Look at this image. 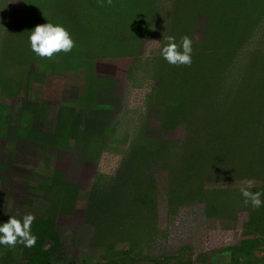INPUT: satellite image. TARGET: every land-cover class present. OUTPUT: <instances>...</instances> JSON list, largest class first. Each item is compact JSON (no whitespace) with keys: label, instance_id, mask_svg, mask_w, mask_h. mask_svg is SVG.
<instances>
[{"label":"rangeland","instance_id":"obj_1","mask_svg":"<svg viewBox=\"0 0 264 264\" xmlns=\"http://www.w3.org/2000/svg\"><path fill=\"white\" fill-rule=\"evenodd\" d=\"M4 5L0 53L51 72L34 121L63 135H38L57 149L31 151V167L1 164L0 223L53 219L52 264H232L228 248L244 240L255 246L234 264H264V206L240 194L244 179L264 191V0ZM47 22L68 30L70 52L31 51L30 30ZM168 36L192 40L191 65L157 54ZM64 181L71 214L52 190ZM19 244L0 245V264H27Z\"/></svg>","mask_w":264,"mask_h":264},{"label":"crops","instance_id":"obj_2","mask_svg":"<svg viewBox=\"0 0 264 264\" xmlns=\"http://www.w3.org/2000/svg\"><path fill=\"white\" fill-rule=\"evenodd\" d=\"M11 60L21 63L5 68V65H9L6 61ZM24 60L28 61L19 54L8 51L0 53V62H3V65L0 64V151L12 155L10 157L14 163L11 165L13 168L20 164L31 167L30 152L35 149L56 150L57 147L45 141L57 137L59 130L56 122L53 127L50 121L44 122L39 129L38 123L34 121L40 100L38 92L42 91L44 78L51 72L46 68H27L28 64L22 63ZM38 135L43 136L41 140L47 139L44 142H36ZM61 135L63 134L60 132ZM0 158L4 160L1 154ZM20 170L31 174L30 169Z\"/></svg>","mask_w":264,"mask_h":264},{"label":"clouds","instance_id":"obj_3","mask_svg":"<svg viewBox=\"0 0 264 264\" xmlns=\"http://www.w3.org/2000/svg\"><path fill=\"white\" fill-rule=\"evenodd\" d=\"M13 3L16 0H12ZM4 5L0 10H3ZM2 27V26H0ZM3 28V27H2ZM30 49L38 57L51 58L55 53H68L74 46V41L68 30L60 24L50 22L36 25L30 30L28 37ZM153 47L157 54L170 65H191L192 63V40L188 36L181 38L179 46L175 38L168 36L165 41H153ZM240 194L245 205L253 209L264 206V191H252L255 186L253 179L241 181ZM34 216L26 214L22 219L9 217L6 222L0 223V245L9 247L17 243L32 247L36 243V236L31 231Z\"/></svg>","mask_w":264,"mask_h":264},{"label":"trees","instance_id":"obj_4","mask_svg":"<svg viewBox=\"0 0 264 264\" xmlns=\"http://www.w3.org/2000/svg\"><path fill=\"white\" fill-rule=\"evenodd\" d=\"M262 109H264V107H262ZM248 125H249V122L247 123L244 122V124L242 123L239 124V126H243V127H246ZM262 127H264V122L262 124ZM59 134L60 132L58 130L57 135ZM52 139L56 140L57 137H53ZM263 153H264V150H263ZM0 154L5 160V161L1 160L0 158V166L1 164H4V163H7L6 165H14L10 157L12 155L9 152L0 151ZM72 188L76 189V187L74 185H71L68 181L66 182L64 181L63 183H60L59 185H54L52 187V190L55 193L63 192L62 199L64 200L61 201L62 202L61 206L63 208L69 207L68 211L63 210L64 214H71L70 209L73 206L72 205L70 206V201H68V198L66 197V195L69 193V190ZM263 215H264V211H263ZM261 220L262 221L264 220V216H261ZM260 227H261V231L264 233V224H262ZM31 231L37 238L36 243L34 246L30 248L20 243L19 244L20 245L19 255H22L24 256V258H26L27 264H52V259L54 255L56 254L57 249L59 247V233L57 231L55 221L53 219H48L47 221H44V222L40 220H35L33 221L31 225ZM254 243H255L254 240H247V241L244 240L240 243V245L231 246L230 248H228L232 264L236 263L238 258H240L242 255L244 254L247 255L246 252L250 250L251 246L252 247L255 246ZM157 260H153V261H157ZM176 260H177V264H191L189 262L186 263L185 260L184 261L180 260L178 256L176 257Z\"/></svg>","mask_w":264,"mask_h":264}]
</instances>
